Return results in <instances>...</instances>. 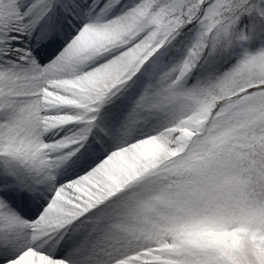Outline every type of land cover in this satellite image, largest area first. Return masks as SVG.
I'll use <instances>...</instances> for the list:
<instances>
[{
	"label": "snow or ice",
	"instance_id": "snow-or-ice-1",
	"mask_svg": "<svg viewBox=\"0 0 264 264\" xmlns=\"http://www.w3.org/2000/svg\"><path fill=\"white\" fill-rule=\"evenodd\" d=\"M0 264H264V0H0Z\"/></svg>",
	"mask_w": 264,
	"mask_h": 264
}]
</instances>
